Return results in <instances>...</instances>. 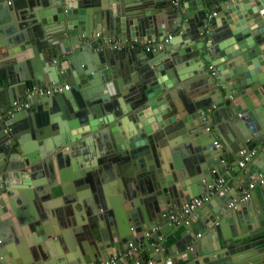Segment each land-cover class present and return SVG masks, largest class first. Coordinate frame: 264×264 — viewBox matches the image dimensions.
<instances>
[{"label": "water", "instance_id": "95a60500", "mask_svg": "<svg viewBox=\"0 0 264 264\" xmlns=\"http://www.w3.org/2000/svg\"><path fill=\"white\" fill-rule=\"evenodd\" d=\"M172 1L0 0V47L17 52L0 61V114L29 86L60 88L0 120V264H134V239L152 259L138 264H264V190L248 188L264 174V0H215L207 28L210 0ZM115 39L137 44L115 55ZM246 141L259 152L240 169ZM227 152L236 194L181 217L166 257L171 212L226 176Z\"/></svg>", "mask_w": 264, "mask_h": 264}, {"label": "built area", "instance_id": "2783aa9c", "mask_svg": "<svg viewBox=\"0 0 264 264\" xmlns=\"http://www.w3.org/2000/svg\"><path fill=\"white\" fill-rule=\"evenodd\" d=\"M181 1H185V0H173L172 1V5L175 7H178L179 3ZM217 15V12H212V13H208L205 17L204 24L205 26L209 24V21L211 19H213L214 16ZM170 37V36H169ZM120 41H113V40H109L107 43L110 45V48L115 49V50H121L122 47L125 46V43H127L125 40H123L124 42ZM137 44L136 41L131 42L130 43V48L135 47V45ZM208 69L210 71L211 74L215 73V68L211 65L208 66ZM66 88H68V86H65ZM60 88L52 85V86H42V87H37V86H29L25 89V97L29 98L31 96L34 95H47L49 93H53L56 91H59ZM26 107H28L27 102H19L18 104H15L14 107L9 110L6 114H0V120H3L6 116H10L12 118V113L13 111L16 110H20V109H25ZM9 118V121H11L12 119ZM8 122V121H7ZM10 128H5L4 131L5 132H9ZM216 147H221V144L217 141L214 142ZM258 154V150L256 148H252L250 150L247 149H241L238 151V155L239 158L237 160V166L240 169H245L248 164L251 163V161L257 156ZM223 162V161H222ZM263 174H260L256 179L252 180V182L249 183V190H252L256 185L260 184V185H264V178L262 177ZM225 177H222L216 181H214V183L212 185H210V189L209 192L206 195H203L201 197L198 198H193L189 201H187L180 210H178L177 212H171L170 216H169V220H170V224L172 225H176L180 222V218H186L189 216L194 215V213L196 211H198L199 209H201V207L208 202L212 196L219 190L221 189H226V180L224 179ZM248 196V193L245 192L244 196L242 197V200L246 199ZM231 207L233 206L230 205ZM157 241L160 243L161 241L163 242V238L162 237H158ZM158 243V245H160ZM154 247H156L157 243L153 244ZM141 246L142 243L140 241H130L127 244V251L125 253V255L128 256H132L134 255L135 258L138 257V250H141ZM158 249H160L157 246ZM120 255H118V257H112L106 261H103L101 264H118V260H119ZM139 261V260H138ZM137 262V260L135 261V263ZM138 264V263H136Z\"/></svg>", "mask_w": 264, "mask_h": 264}, {"label": "crops", "instance_id": "0c3cea01", "mask_svg": "<svg viewBox=\"0 0 264 264\" xmlns=\"http://www.w3.org/2000/svg\"><path fill=\"white\" fill-rule=\"evenodd\" d=\"M210 8L211 10L208 11V13H212L213 11H216L218 6H219V3H216L215 0H210ZM168 5V9L169 8H176L175 6L172 5V2H169L168 4H166V6ZM23 9H21L20 11H22ZM1 15V13H0ZM197 20V19H196ZM196 20H193V21H196ZM17 30L20 32V28H17ZM113 41H120L119 39H115ZM121 42H124L123 40ZM127 43H125V46L122 47L121 50H116L117 52H115V55H122V53L124 52H127V51H130V41H126ZM11 50V49H10ZM6 50L5 47H0V61H3L5 59H12L14 58V55L17 53H12L13 50ZM113 55V54H111ZM118 61V60H117ZM0 71H2V67L0 65ZM26 97L25 95L21 97V100L20 102H26ZM226 105V102H223L222 104H219L217 107L213 108L212 110L215 111L216 113V117H217V123L218 125L217 126H222V127H225V125L227 126L229 124L228 122V117H227V113L225 111H222L223 108L225 107ZM217 111V112H216ZM233 126V125H231ZM57 132L56 129H51L49 130V133L50 134H55ZM236 132V131H235ZM237 133V132H236ZM229 135H232L230 134V132H228ZM215 140L217 142L220 143V138L219 137H215ZM245 142V141H244ZM248 144V146L252 148H256V145L253 144L252 141H246ZM253 146V147H252ZM261 147H264V143L261 145ZM219 148V147H218ZM245 149V148H243ZM259 152V149L256 148ZM71 152V151H70ZM73 153V152H71ZM226 154V166H225V180H226V190L229 192L231 191L234 195L236 194L235 193V190L232 188V184L235 183V181H233L234 179H236V182L237 180H239V178L242 177L241 174L237 173L235 171V168L234 166L232 165L234 163V158L232 157L231 154H229L228 152L225 153ZM260 164H262V161H259ZM249 165V164H248ZM249 166H247L246 168L248 169ZM262 177L264 178V174L262 175ZM257 178V177H256ZM263 190H264V185H256L252 191L255 192L256 194L259 195H262L263 194ZM257 196V195H256ZM5 201H9V198H4ZM235 204V203H234ZM233 207V206H232ZM186 222V221H185ZM178 225V226H176ZM176 225H173V230L170 232V233H165L163 232V242L161 241L160 244L161 246H165V250H164V255L167 257L168 255H177L179 256L180 253H181V249H180V246L184 244L185 242V239H181L179 236H182V233H183V227L181 225V221L176 224ZM225 228H226V231L228 232H234L237 233L238 232V229L235 227V225L233 224V227L230 225L229 221L225 223ZM22 231H24L25 227L22 226L20 227ZM234 233V234H235ZM133 241H139L138 239H134ZM13 242V240H12ZM156 241L152 238L150 239V246L151 247H154V243ZM210 243V242H209ZM209 243H205L206 244V247H208L210 244ZM211 245L213 246L214 243H211ZM192 247V244H190V248ZM180 257V256H179ZM136 260H139L141 263L142 262H150L152 259L149 258L148 254H147V249H145V246L142 244L141 246V251L139 252V255L138 257L133 260L132 263L136 264L135 261ZM130 264V263H129Z\"/></svg>", "mask_w": 264, "mask_h": 264}, {"label": "flooded vegetation", "instance_id": "af4514ba", "mask_svg": "<svg viewBox=\"0 0 264 264\" xmlns=\"http://www.w3.org/2000/svg\"><path fill=\"white\" fill-rule=\"evenodd\" d=\"M211 20H212V19H211ZM211 20L209 21V24L206 25V26H205L204 21H203V22H202L203 27H206V28H207V27L211 26Z\"/></svg>", "mask_w": 264, "mask_h": 264}, {"label": "clouds", "instance_id": "9594fccd", "mask_svg": "<svg viewBox=\"0 0 264 264\" xmlns=\"http://www.w3.org/2000/svg\"><path fill=\"white\" fill-rule=\"evenodd\" d=\"M4 129H5V128H4ZM6 129H7V128H6ZM3 131H4V130H3ZM4 133L7 134V133H9V132H5V131H4Z\"/></svg>", "mask_w": 264, "mask_h": 264}, {"label": "trees", "instance_id": "16d2710c", "mask_svg": "<svg viewBox=\"0 0 264 264\" xmlns=\"http://www.w3.org/2000/svg\"><path fill=\"white\" fill-rule=\"evenodd\" d=\"M253 147V146H252Z\"/></svg>", "mask_w": 264, "mask_h": 264}]
</instances>
